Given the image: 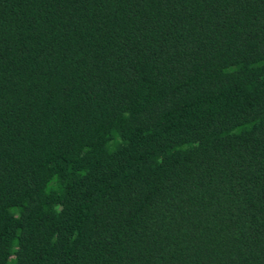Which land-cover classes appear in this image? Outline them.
<instances>
[{
  "label": "trees",
  "instance_id": "16d2710c",
  "mask_svg": "<svg viewBox=\"0 0 264 264\" xmlns=\"http://www.w3.org/2000/svg\"><path fill=\"white\" fill-rule=\"evenodd\" d=\"M0 264H264V0H0Z\"/></svg>",
  "mask_w": 264,
  "mask_h": 264
}]
</instances>
